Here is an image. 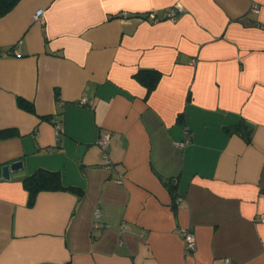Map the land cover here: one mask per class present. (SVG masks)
Listing matches in <instances>:
<instances>
[{"label":"crops","instance_id":"crops-1","mask_svg":"<svg viewBox=\"0 0 264 264\" xmlns=\"http://www.w3.org/2000/svg\"><path fill=\"white\" fill-rule=\"evenodd\" d=\"M140 70L160 73L150 92ZM38 168L79 192L29 205ZM261 213L264 0H18L0 17V264H264Z\"/></svg>","mask_w":264,"mask_h":264},{"label":"trees","instance_id":"trees-1","mask_svg":"<svg viewBox=\"0 0 264 264\" xmlns=\"http://www.w3.org/2000/svg\"><path fill=\"white\" fill-rule=\"evenodd\" d=\"M18 0H0V17L14 7ZM150 92L157 84L160 73L157 70H140L134 75ZM19 105L28 108V104L24 100H19ZM228 132L239 131L246 141H250L251 127L243 121H239L235 125L226 128ZM23 187L28 192V204H33L36 195L41 191H56V190H73L79 192V189L73 186H64L58 171L38 168L33 173L26 175L22 179ZM170 190L174 192L175 185L168 183Z\"/></svg>","mask_w":264,"mask_h":264},{"label":"built area","instance_id":"built-area-1","mask_svg":"<svg viewBox=\"0 0 264 264\" xmlns=\"http://www.w3.org/2000/svg\"><path fill=\"white\" fill-rule=\"evenodd\" d=\"M254 8V7H253ZM174 8H170L165 12V17L170 18L172 20H175V13H174ZM33 19L34 20H42L43 17V9L39 8L37 9L34 14H33ZM151 17L153 19H156V17L152 14ZM192 62H194V60H192ZM84 100H80V103H84ZM55 129L56 132L59 133L61 131V124L60 123H56L55 125ZM110 138H111V134L109 132H105L104 134L100 135L97 139V143L100 146L101 150H102V156H106V148L110 142ZM187 143H189L188 139H184L181 141H176L174 142V145L177 147H183L185 146ZM98 210L95 211V217H98ZM259 220L260 221H264V213H261L259 215ZM179 236L182 238L183 243H184V247L187 253L189 252H193L196 249V239L194 234L191 232L190 229L188 228H179L177 230ZM219 264H230V260L229 258H222Z\"/></svg>","mask_w":264,"mask_h":264},{"label":"water","instance_id":"water-1","mask_svg":"<svg viewBox=\"0 0 264 264\" xmlns=\"http://www.w3.org/2000/svg\"><path fill=\"white\" fill-rule=\"evenodd\" d=\"M22 167V161L16 160L10 164H5L1 167V173L4 178H9L12 171L18 170Z\"/></svg>","mask_w":264,"mask_h":264}]
</instances>
